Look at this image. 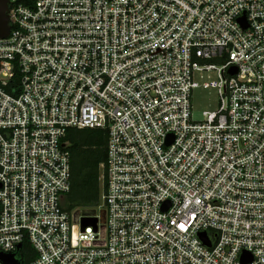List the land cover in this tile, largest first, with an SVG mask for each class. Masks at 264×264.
Wrapping results in <instances>:
<instances>
[{
	"label": "built area",
	"instance_id": "2783aa9c",
	"mask_svg": "<svg viewBox=\"0 0 264 264\" xmlns=\"http://www.w3.org/2000/svg\"><path fill=\"white\" fill-rule=\"evenodd\" d=\"M5 15L0 254L264 264V0H7ZM203 71L218 108L195 121ZM70 128L106 131L94 208L67 209Z\"/></svg>",
	"mask_w": 264,
	"mask_h": 264
},
{
	"label": "trees",
	"instance_id": "16d2710c",
	"mask_svg": "<svg viewBox=\"0 0 264 264\" xmlns=\"http://www.w3.org/2000/svg\"><path fill=\"white\" fill-rule=\"evenodd\" d=\"M65 139L71 159V187L67 194V209L94 208L99 201V165L106 160V131L104 129L70 128ZM22 248L29 250L24 260L34 258L30 244L25 240Z\"/></svg>",
	"mask_w": 264,
	"mask_h": 264
},
{
	"label": "rangeland",
	"instance_id": "374dc122",
	"mask_svg": "<svg viewBox=\"0 0 264 264\" xmlns=\"http://www.w3.org/2000/svg\"><path fill=\"white\" fill-rule=\"evenodd\" d=\"M194 79L199 83L197 88L192 89L190 104H191V116L195 121L204 119V111H216L218 108V92L214 87H203V83L206 81L217 80L215 71L200 72L194 75Z\"/></svg>",
	"mask_w": 264,
	"mask_h": 264
},
{
	"label": "water",
	"instance_id": "95a60500",
	"mask_svg": "<svg viewBox=\"0 0 264 264\" xmlns=\"http://www.w3.org/2000/svg\"><path fill=\"white\" fill-rule=\"evenodd\" d=\"M6 1L7 0H0V35L1 36H6L9 30L7 25V17L5 15ZM241 21H243V17H241ZM0 258L3 259L6 263H14V264L17 263V261L13 258L12 255L6 256L0 254Z\"/></svg>",
	"mask_w": 264,
	"mask_h": 264
}]
</instances>
